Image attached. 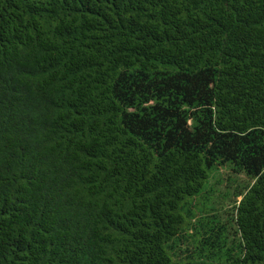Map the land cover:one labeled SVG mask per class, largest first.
Instances as JSON below:
<instances>
[{
    "label": "trees",
    "instance_id": "obj_1",
    "mask_svg": "<svg viewBox=\"0 0 264 264\" xmlns=\"http://www.w3.org/2000/svg\"><path fill=\"white\" fill-rule=\"evenodd\" d=\"M0 264H264V0H0Z\"/></svg>",
    "mask_w": 264,
    "mask_h": 264
}]
</instances>
